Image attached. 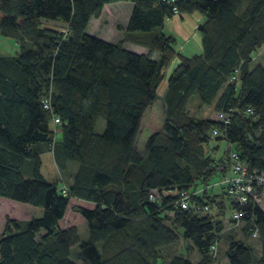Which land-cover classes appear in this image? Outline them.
Listing matches in <instances>:
<instances>
[{"label": "trees", "instance_id": "1", "mask_svg": "<svg viewBox=\"0 0 264 264\" xmlns=\"http://www.w3.org/2000/svg\"><path fill=\"white\" fill-rule=\"evenodd\" d=\"M119 2L133 5L126 28L119 27L123 42L157 52L158 60L87 33L105 5ZM174 7L180 15L203 17L200 53L187 56L162 33ZM0 14V36L19 47L15 56H0V198L42 210L28 221L6 218L0 264H161L162 252L181 238L200 256L195 264H216L220 244H226L228 264H264V211L252 200L239 208L224 187L219 194L208 188L227 168L222 159L215 163L211 141H226L250 169L264 172V67L251 66L264 46V0H0ZM41 22L62 23L65 30ZM174 59L179 62L165 79ZM162 84V129L139 152L143 116ZM193 96L226 114L229 124L190 116ZM53 115L63 123L54 161L61 171L69 163L78 166L64 184L66 194L40 173ZM154 189L159 203L149 202ZM184 191L191 193L188 209L175 204ZM72 199L94 204L72 207L87 225L83 242L76 227H59ZM237 209L245 240L234 233ZM248 238L258 241V253ZM165 264L193 263L173 254Z\"/></svg>", "mask_w": 264, "mask_h": 264}, {"label": "rangeland", "instance_id": "2", "mask_svg": "<svg viewBox=\"0 0 264 264\" xmlns=\"http://www.w3.org/2000/svg\"><path fill=\"white\" fill-rule=\"evenodd\" d=\"M191 14L192 15H190L189 13H183L185 19H188L189 21H193V22L197 23V21H195V20L198 17H201V15L198 12H193ZM0 17H1V14H0ZM126 17H127V10L124 6H119V8H118V6H109L106 9H104V12L102 11V16H100V18L92 20V22L90 24V31L91 32H98L100 36H103V37L110 39L112 41H116L117 35L120 36L117 32L122 31V30H119V27L124 25V21H125ZM41 24H42V26L65 30V26L62 23L41 22ZM18 52H19V47H18V43L15 42V40L0 36V56H10L11 57V56H15ZM132 52H134V51H132ZM176 60L177 59H174L173 60L174 62L172 61V63H171L172 65L170 64V66L163 72V76L165 79H167L169 77V74L171 73V69H172L173 65L175 63H177ZM263 62H264V46L261 47L256 52V56L253 59L251 66L254 67L258 64L263 65L264 64ZM160 87L161 88L158 89L156 101L145 112V114L143 116V119L141 122V129H140V132H139L138 137H137V149H138V151L143 150L145 141L147 140V138L150 135H152V134H154V133H156L162 129L163 120H164V103H163L162 97L164 94L165 85L162 84ZM187 111H188L190 116L197 118V119H208V120L214 119L213 121H217V119H218V117H217L218 113L214 111V106L212 105L210 107H206V106L200 105L197 96H193L191 98V100L188 104V107H187ZM101 125H103V128H104V121L103 120L98 121V129L101 127ZM209 150L212 152L213 151L216 152L218 154V157H222L224 155V153L227 152L226 151L227 145L223 141L219 142V145H217L215 141H211L208 145V151ZM48 157H50V156H48ZM51 167H52L51 168L52 171L50 173L48 172V175H47L50 178H48L47 180L52 181V175H54V178H55V180L58 181V184L61 186L64 185L65 177L62 175V173H64V172L63 171H61L62 173L60 171L58 172V170L56 169V166H54L53 162H52ZM27 170H28V168L25 169L24 172L26 173ZM223 187L225 188L224 185H223ZM13 205H15V206H13ZM23 205H26V204H19L17 202H13V201H10V200L4 199V198H0V235L4 231L6 218H10V219L11 218H13V219L17 218L20 220H22V219L24 220L28 216H37L35 214V211L31 212L30 214H25L24 213L25 210L23 208L24 207ZM74 206H78V203L70 201L66 216L59 225L61 228L62 227L65 228L66 227L65 224L76 225L78 227V231H79V238H80L79 240H80V242H83V241H85V238H86L85 235H87V225H86L84 219L72 210V207H74ZM259 206L261 207V209H264V198H263V196H262V200H261ZM214 210L215 211H212L211 213L216 214L218 212V210L216 208ZM242 227H243L242 224L239 223L234 228V230H236V232H234L235 236L238 239H244L243 237H246V236L242 235ZM181 232H180V235L182 234ZM39 238H40V236L37 237V239H39ZM246 240L248 241L249 238ZM252 240H255V239H252ZM246 243H248V242H246ZM224 246L226 248V244L225 245L221 244V250H220L219 254L217 255L218 256V262H216V264H223L224 261L226 264H228L227 259L225 258V255L223 253ZM77 249H78L77 245H75L72 248V250H71L72 257H73V254L75 252H77ZM173 254L188 256L193 264H195V262L197 263L199 261V260L197 261V254L194 253V251L190 252L189 250H187L185 245H184V242L182 240L179 241L173 248L162 252V257L160 259V263L161 264L167 263L168 258L170 256H172Z\"/></svg>", "mask_w": 264, "mask_h": 264}, {"label": "crops", "instance_id": "3", "mask_svg": "<svg viewBox=\"0 0 264 264\" xmlns=\"http://www.w3.org/2000/svg\"><path fill=\"white\" fill-rule=\"evenodd\" d=\"M109 6H124L127 10V17L124 21V25H120L121 28L125 29L126 26H127V22H128V19H129V16L132 12V9H133V5L130 3V2H119V3H114V4H108V5H105L104 8H103V12H104V9H106L107 7ZM192 15V14H190ZM102 16V13L101 15ZM100 18V17H99ZM93 19H98V18H93ZM90 20V23L87 27V33L90 34V35H93L99 39H102L106 42H109V43H118V42H122L123 43V47L128 50V51H134V53H137V54H144V55H148L150 52H149V49L148 48H145V47H142V46H138L136 44H132V43H129V42H123V38H124V33L122 31H118L117 33L120 35L118 36L117 35V40L116 41H112L110 39H107L103 36H100L98 32H91L90 31V24L92 22V20ZM187 20V21H186ZM203 17H198L195 21H197V23L193 22V21H189L188 19H185L184 18V15L183 14H175L173 15L172 17L170 18H165L164 19V22H163V28H162V33L164 35H169V36H173L180 44H181V47L182 49L185 50V53L186 55H192V54H197V53H200L202 51V46H201V37H200V34L198 32V26L200 23L203 22ZM187 22V23H186ZM187 25V26H186ZM151 54V57L153 60H158V57H159V54L157 52H152L150 53ZM174 62V61H173ZM177 63H175L171 69V71L173 70V68L178 64V60H176ZM264 63V62H263ZM172 65V64H171ZM259 65V64H258ZM262 67H264V64L261 65ZM170 75V74H169ZM214 120V119H212ZM218 120V119H217ZM103 125H101V127L98 129V123H97V126H96V130L97 132H102L103 131ZM141 129V128H140ZM226 145H227V152L224 153V155L222 157H218V154L216 152L213 151V157L215 158V163H220L221 159L223 160V162H225L226 166L227 167L225 169V171H223V174H222V177L221 179L215 181V183L213 184V186H209L208 188H212L213 189V192L215 194H219L220 192H216L217 190L221 189V187H223L222 184H219L224 178H227L230 176V172H229V160H228V156H227V153H228V149L232 146H230V144H228L226 141H223ZM219 145V144H218ZM233 148V147H232ZM143 151V150H142ZM142 151H139V152H142ZM217 154V155H216ZM50 156V157H48ZM40 157V160H41V168H40V173L44 176V178L47 180L48 177V172L50 173L52 171V162L54 164V166H56V169L58 170V172L61 170L58 169L55 161H54V156L52 154H49V153H42L39 155ZM218 165V164H217ZM77 165L74 164V163H69L65 166V169H64V173H62V175L65 177V180H64V184H69L71 181H72V175L74 174V172L77 170ZM47 172V173H46ZM25 176H29V171L27 170V172L25 173ZM48 181V180H47ZM49 182H57V180H55L54 178V175H52V181H49ZM58 187L61 188V185L58 184ZM261 196H263L264 198V188L263 190L261 191ZM71 201L73 202H76L78 203V206H81V207H85V208H88V209H93L94 208V204H91V203H88V202H84V201H79V200H76V199H72ZM15 206V205H13ZM24 207V213L25 214H30L31 212H34L35 211V214L37 216H28L26 219H15L14 220H18V221H28L30 219H33V218H39L41 217L42 215V210L40 208H35V207H32L30 205H23ZM264 211V209H262ZM68 211V209H67ZM67 213V212H66ZM213 214V213H212ZM230 215V211H227L224 213V217H226L225 219H228ZM66 216V214H65ZM64 216V218H65ZM63 218V219H64ZM13 219V218H11ZM63 220H61L59 222V224L62 222ZM66 227L65 228H68V227H76L77 231H78V227L76 225H69V224H65ZM60 227V225H59ZM61 228V227H60ZM64 227H62L61 229H65ZM78 234H79V231H78ZM86 238H85V241L89 239V233H88V230H87V235H85ZM182 240V239H181ZM180 240V241H181ZM248 242L247 244L250 245L255 253H258L259 252V243L258 241H253V240H248L246 241ZM219 252L221 250V244L219 246ZM224 250H225V246H224ZM194 253L197 254V261L200 259V256L198 255L197 252L194 251ZM184 256V255H183ZM226 258V256H225ZM196 263V262H195ZM223 264H226L225 261Z\"/></svg>", "mask_w": 264, "mask_h": 264}, {"label": "built area", "instance_id": "4", "mask_svg": "<svg viewBox=\"0 0 264 264\" xmlns=\"http://www.w3.org/2000/svg\"><path fill=\"white\" fill-rule=\"evenodd\" d=\"M167 4H173L176 0H161ZM173 15L178 14L177 9L173 8ZM237 80V71H235V75L229 78L230 83H234ZM51 96L50 94L43 99V108L45 110L50 109ZM218 120L222 123L223 126L229 124V117L224 113H219L217 115ZM63 123L57 116H52L50 126L52 131V144L47 149V153H53V147L57 141H59L62 137L61 129ZM219 130L214 129L213 135H218ZM228 160H229V172L230 176L224 178L220 184L225 186L226 192L229 197L235 202L239 208H242L247 205L249 200L255 202V204H260L262 200L261 194H258V188H264V172H260L256 169H250L245 162H243L238 154L230 147L228 149ZM60 190L63 194H66V187L64 185L61 186ZM191 193L189 192H181L176 200V206L181 209L189 208V197ZM149 202L151 203H159L161 201L160 193L154 189L149 192L148 195ZM210 210V207H205L204 211L207 212ZM232 219L235 221V224L240 220V211L239 209L235 210L232 214ZM237 225V224H236ZM253 238H257L258 235L256 231L252 235ZM217 244H214L211 247V253L213 257L217 253Z\"/></svg>", "mask_w": 264, "mask_h": 264}, {"label": "bare ground", "instance_id": "5", "mask_svg": "<svg viewBox=\"0 0 264 264\" xmlns=\"http://www.w3.org/2000/svg\"><path fill=\"white\" fill-rule=\"evenodd\" d=\"M240 223V222H239ZM260 235V234H259ZM257 239V238H256ZM217 244H219V243H217ZM219 246V245H218Z\"/></svg>", "mask_w": 264, "mask_h": 264}]
</instances>
